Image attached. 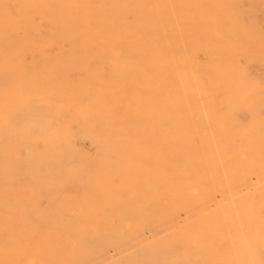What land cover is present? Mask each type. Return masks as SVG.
<instances>
[{
    "label": "bare ground",
    "instance_id": "6f19581e",
    "mask_svg": "<svg viewBox=\"0 0 264 264\" xmlns=\"http://www.w3.org/2000/svg\"><path fill=\"white\" fill-rule=\"evenodd\" d=\"M0 27V264H260L264 192L243 197L238 189L264 181V0H0ZM82 66L93 75L142 73L149 101L141 102L133 137L118 117L133 85L55 79ZM95 90L103 95L92 96ZM31 101L58 121L38 124L41 110H32ZM75 121L83 131H103L104 168L120 172L103 178L111 189L125 182L142 140L151 139L152 181L163 184V195L152 183L147 231L79 213L108 210L107 201L105 208L23 203L30 181L37 195L28 196L49 199L53 184L43 163L62 149L61 136L79 156ZM213 202L216 211L202 216ZM75 226L91 228L70 231ZM111 251L124 256L108 263Z\"/></svg>",
    "mask_w": 264,
    "mask_h": 264
},
{
    "label": "rangeland",
    "instance_id": "374dc122",
    "mask_svg": "<svg viewBox=\"0 0 264 264\" xmlns=\"http://www.w3.org/2000/svg\"><path fill=\"white\" fill-rule=\"evenodd\" d=\"M1 27H4V26H1ZM0 31H3V30H0ZM79 61L89 62L90 59L81 58L79 59ZM98 61L101 62L102 59L99 58ZM87 69H88L87 66H82L79 72L67 73L66 75L65 74L56 75L55 79H57L59 82L62 83L66 81V79H68V81L73 80L74 77L79 78V80H86L90 78L95 81L101 82V84H103V78H105V81L108 79L113 81V84L121 82L120 81L121 79L128 80V82H130L133 85L125 93V103L127 104L128 108L122 113H120L119 111L118 117L119 116L125 117V120H127V123H128L125 133L128 136L133 137L135 134V130L137 129V127H139L138 116H140L142 113L141 102L142 101L145 102L147 100L149 101V96L147 95L146 92L142 91L140 87V83H141L140 79H141L142 73H140L137 69H134L131 71H117L116 70V71H112V74L100 72V73H94L93 75V73L92 74L88 73ZM148 79H149V75L146 73L145 80L147 81ZM91 95L94 97H97V96L103 95V91L95 90L91 92ZM114 95L116 98L118 97L117 90L114 93ZM79 96L80 95L76 93L72 96V99L77 100L78 98H80ZM37 104L31 101L29 103V106L30 108L32 107L31 108L32 110H35V109L41 110L40 112L41 115L37 117L38 118L37 120H35L38 124L47 125L48 120H51L49 124L52 123L53 125L58 121V118H57L58 116L54 113L52 114L49 113V111L46 110L45 104H39V105ZM72 114L74 113H69L67 115V119H70V116ZM95 118H97V122H98L99 121L98 117L94 116L92 119H95ZM79 124L80 123L78 121L70 123V128H71V133L73 135L75 149L79 156H76L77 154L75 155L69 151V147L66 141L64 140V137L61 136L57 140V143L61 144L62 149H60L59 151H56L53 154L52 159L46 160L45 163H43L44 168H45L44 171L46 172L47 179H49L51 183L54 185V186L52 185V188L48 191L49 199H47L44 203L38 202L39 203L38 204L37 202H35L36 198H34L33 196H28V195H31V192H33L34 194L36 193V190L34 188L35 183L34 181H30L29 184L26 186V189L24 190V192L21 193L22 198H23L22 199L23 203L28 209H31L34 207L43 208L44 206H47V208L49 207L50 209H55L57 207H72L77 203L80 204L82 208H85V207L105 208L106 205L105 203H102V202L107 201L114 205V206L113 205L108 206L110 207V209L108 210H103V212H97L95 210H92L89 212L86 209L85 210L82 209V211L79 213L83 215H87V216L102 215L101 217H104L105 219H107V221L108 220L110 221V219L112 218L111 221L114 220L116 222H119L122 225L124 224L122 227H119V229L121 230H127L131 228L133 230L147 231L145 223L147 219L153 213L151 210V207L153 206L151 203V198L155 195V193L154 194L150 193L149 188L151 187V184L153 183V186L154 184L158 186L163 195V190H162L163 184H161L160 182L152 181L154 177L153 172H154L155 162H153V158L151 155V145H152L151 139L147 137L142 140L143 152H140V153L136 152L135 155L133 156L134 158L132 159L133 166H131L129 170L127 169V172L123 174L125 182L122 185L116 186L115 189H111L109 186L103 187V178H106L107 176L111 178H117V176L120 175V172L118 173L113 168L108 171L104 168L107 158L105 155H103V152L98 150L99 141L101 142L103 141L104 133L99 128L94 131H90V132L83 131V129L81 128ZM141 127H144L145 129L144 132L147 134L148 125H143ZM28 129H30V127H28ZM131 143L132 144L135 143V146H137L136 137L135 139L133 138ZM29 162L31 163L29 165H32V166L39 164L38 162L32 159H29ZM27 169L30 170V166H28ZM67 169L68 170L73 169V171L71 170L72 172H69ZM92 169L94 170L92 171ZM77 170L78 171L82 170L83 173L82 174L76 173ZM57 171L58 173H56ZM137 178L140 181H137ZM61 181H63V186L59 184V182ZM96 183L101 184V190L99 194H96V191L95 193H93V189L95 190V187L93 185H97ZM238 191L240 195L243 197H250V195L258 191L263 193L264 192V181L260 183H258V181L256 180L252 181L247 186L243 185L242 187H240ZM10 193L12 192L11 191L9 192V196L12 197ZM109 193H111V195ZM220 194L221 193H218V195ZM118 199L119 200L121 199L119 203H118ZM62 201H65V202H62ZM97 202H99L100 204L96 205ZM107 202L106 204H108ZM115 203L119 204L118 205L119 207H117ZM103 204L105 206H102ZM214 205H215L214 202L211 203L212 208H210L209 214L201 213V215L204 217L206 216L210 217L212 213L216 211L215 210L216 206ZM26 213L30 214L31 211L28 210ZM47 213L48 212H43L42 214L44 215ZM160 213H162V211L158 212V214ZM62 214L65 216L69 215L67 211L62 212ZM133 215H136L137 218L135 219L132 218ZM179 221H180V226L181 225L185 226L186 222H185L184 217L179 218ZM133 227H135V229ZM70 228H73L74 230L73 229L70 230ZM70 228H69L70 231H80V230H89L91 227L80 228V227L75 226V227H70ZM12 229L16 230L17 228L13 227ZM52 230H62V228L57 227V228H52ZM145 240H146V243L148 242L152 243L153 241L152 235L147 232L145 236ZM122 256L124 255H120L118 252L111 251L109 253L110 261L108 263L117 262L118 260L122 258ZM118 257L120 258L117 260ZM259 263L264 264V250L259 251Z\"/></svg>",
    "mask_w": 264,
    "mask_h": 264
}]
</instances>
